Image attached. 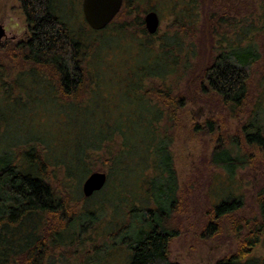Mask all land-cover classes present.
Returning a JSON list of instances; mask_svg holds the SVG:
<instances>
[{"label":"trees","instance_id":"16d2710c","mask_svg":"<svg viewBox=\"0 0 264 264\" xmlns=\"http://www.w3.org/2000/svg\"><path fill=\"white\" fill-rule=\"evenodd\" d=\"M19 1L28 32L0 43V264H180L170 245L182 219L198 190L222 177L207 167L231 181L261 170L256 212L239 215V184L213 202L207 193L205 230L217 233L227 216L237 237L214 264H264L251 254L264 239V109L253 101L263 59L251 21L228 37L264 0H159L151 10L174 15V30L159 38L139 11L145 0H122L102 29L78 13L70 20L57 0ZM204 7L211 12L199 22ZM11 69L20 71L7 81ZM198 101L188 137L215 134V145L205 171L181 184L172 145L186 105ZM223 109L249 113L237 134L223 128ZM94 171L106 182L86 196Z\"/></svg>","mask_w":264,"mask_h":264},{"label":"rangeland","instance_id":"374dc122","mask_svg":"<svg viewBox=\"0 0 264 264\" xmlns=\"http://www.w3.org/2000/svg\"><path fill=\"white\" fill-rule=\"evenodd\" d=\"M57 5L59 10L61 12L63 11V13L65 12L66 17L70 20L76 22L74 16L77 13V20H82L83 12L79 11V6L76 5V0H57ZM158 5H160L159 0H145L139 5V11L142 13V16H144L146 11L151 10L153 7H157ZM154 10L158 13L160 19V25L158 31L156 32L155 38H159L161 36L164 37L165 34H169L174 30L170 27L174 15L168 13V11L160 14L156 9ZM209 12H211V10L207 7H204L203 12H201L202 17L199 22H202L201 20L205 18V15H209ZM235 20V26L232 27L233 29L228 34V37H235L236 30H238L241 26L249 24L250 21L252 22L253 26L257 28V34L254 39L257 45L260 47L259 49L261 50L263 60L253 68V82L257 86V89L255 88L254 91L253 101L254 103L256 102V104L258 103V109H264V5L262 7L260 6L253 16L241 15V17H237ZM0 21L3 22L7 27V39H20L28 32L25 17L22 13V10L20 9L19 0H0ZM206 23L208 24V21ZM219 23L223 26V20H221ZM228 27L230 28L229 22ZM256 32L254 31L252 34L255 35ZM4 41L5 40L3 39L1 42ZM186 42V44L193 43L194 45L198 46V41L194 38H188L186 39ZM8 61V59L5 60L7 65L10 64ZM19 71L20 70L17 69H11L9 73L6 74L5 79L7 81H11L17 76ZM18 93L19 91L15 89L14 92H11V96H16ZM23 98L26 99L25 96H23ZM31 105L32 102L30 103V107ZM186 106L187 107L182 112L185 125L180 129L177 138L172 145L175 165L181 184L190 180L188 178L190 174L194 176V173L196 175V173H199V170L203 172L205 171V165L208 156L215 145L214 142L216 136L215 134L207 135L200 133L196 134L193 138L188 137L187 131L191 125L190 113L199 109L202 104L198 101L195 104L188 103ZM251 106L252 104L250 105V108ZM32 107H35V105ZM28 112L31 114V110ZM216 115L219 114L216 113ZM220 115L225 118L221 123L223 124V128L226 130V133L229 135H235L241 130L242 124L246 123L248 120L249 113H240L237 115L234 112H229L223 109ZM227 138V136H223V140L225 142H227ZM203 166L204 168L202 169ZM207 168L209 173H222V177L219 181L215 180L216 182L214 181L212 185L207 186V184H205V188L201 187L198 190L195 197L196 199L190 203L187 217L182 219L183 224L181 232L170 245L172 259L178 261L180 264H214L218 258L227 253H231V251H233L236 247L237 237L233 233V230L228 223L229 217L227 216L218 220L219 230L217 233L215 232L212 235L206 234L207 231L205 230V227L207 220L212 218L208 215L209 205H207L205 202L207 193L209 195V200L213 202L216 200L215 196L217 194V190H224L230 186H233V184L234 186L239 184L236 191L239 190L240 193L245 194V207L239 212V215H241L243 212L245 214H249L252 212V210L253 212L251 214H253L257 210V206H255L253 198L254 191H252L251 185L252 183L254 184L256 179L261 180L260 169L251 170L249 167L240 169L237 172V177L231 181L226 177L225 173L223 174L220 168ZM213 178L216 179V176L214 177L213 175ZM204 181L207 182L206 177L204 178ZM248 188H250V191ZM251 254L254 256L264 257V239L252 249Z\"/></svg>","mask_w":264,"mask_h":264},{"label":"water","instance_id":"95a60500","mask_svg":"<svg viewBox=\"0 0 264 264\" xmlns=\"http://www.w3.org/2000/svg\"><path fill=\"white\" fill-rule=\"evenodd\" d=\"M122 0H82V12L88 25L93 29L104 28L119 11ZM145 27L149 33L157 32L160 19L156 11L149 10L144 14ZM4 33L0 25V40ZM106 173L102 171L92 172L83 182L82 191L89 196L94 191L100 190L106 182Z\"/></svg>","mask_w":264,"mask_h":264},{"label":"flooded vegetation","instance_id":"af4514ba","mask_svg":"<svg viewBox=\"0 0 264 264\" xmlns=\"http://www.w3.org/2000/svg\"><path fill=\"white\" fill-rule=\"evenodd\" d=\"M80 7H81V11H82V0H81V5H80ZM0 25H1V26L3 27V29H4V33H3L2 38H1V40H0V42H1L3 39H4V40H7L8 33H7V27L4 25V23L0 21Z\"/></svg>","mask_w":264,"mask_h":264}]
</instances>
